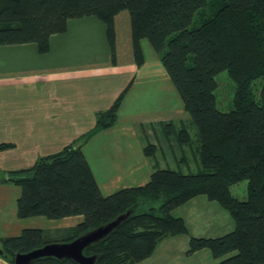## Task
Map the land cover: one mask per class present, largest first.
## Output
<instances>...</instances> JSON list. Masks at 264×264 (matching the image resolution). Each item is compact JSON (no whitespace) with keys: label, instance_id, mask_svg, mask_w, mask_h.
Masks as SVG:
<instances>
[{"label":"trees","instance_id":"16d2710c","mask_svg":"<svg viewBox=\"0 0 264 264\" xmlns=\"http://www.w3.org/2000/svg\"><path fill=\"white\" fill-rule=\"evenodd\" d=\"M127 10L137 64L145 61L142 41L147 40L190 117L182 128L174 123L164 128L184 147L189 170L198 171L156 169L144 186L102 195L83 145L117 124L127 89L78 141L31 168L0 170V183L22 189L19 218L84 217L63 236L26 229L1 239L0 257L15 264L19 254L70 243L119 220L84 255L95 264H139L166 239L189 235L185 220L173 212L206 196L230 213L235 229L219 238L192 237L188 255L210 250L221 260L217 264H264V0H0V46L36 44L44 55L52 36L67 32L70 20L94 17L105 24L114 49L115 19ZM224 72L235 84L229 111L219 109L216 94L217 76ZM188 128L196 130L194 138ZM155 151L153 145L145 148L148 157ZM243 181L247 197L239 200L231 188ZM30 264L78 263L42 257Z\"/></svg>","mask_w":264,"mask_h":264},{"label":"crops","instance_id":"0c3cea01","mask_svg":"<svg viewBox=\"0 0 264 264\" xmlns=\"http://www.w3.org/2000/svg\"><path fill=\"white\" fill-rule=\"evenodd\" d=\"M90 23L98 31L97 42L102 44L98 48L106 57L100 54L95 59L85 57L82 63H75L65 56L67 48L59 49L56 35L51 38L48 55L40 54L37 47L30 48L32 44L0 46V51H4L0 60L4 64H0V145H12L0 149L1 172L31 168L39 159L55 155L78 141L95 127L97 114L110 109L127 89L117 124L94 134L83 145L102 195L107 197L122 189L144 186L150 182L154 170L172 169L167 167L172 161L183 163L189 170L192 164L183 160L184 147L164 128L174 123L179 129L189 120L184 117L179 94L178 108L169 105L155 109V104H160L157 95L149 92L141 95L138 91L139 84L147 78L153 79V86L161 94L175 96L177 91L163 65L160 68L155 62L158 70L153 71L147 68L150 61L145 58L139 66L128 30L127 41L132 48L129 56L122 55L121 61L116 46L111 49L105 24L99 20ZM142 49L144 53L143 41ZM29 52L34 62H30ZM153 73L160 76V82L154 80ZM161 103L168 106L167 101ZM174 109L178 110L179 119H173ZM149 145L156 149L152 157L145 153ZM159 154L162 165L154 162ZM21 194L20 186L0 183V240L18 237L26 229H42L44 224H47L44 230H54L63 236L84 220L83 216L48 222L45 217L21 219L17 206ZM0 264L10 263L0 257Z\"/></svg>","mask_w":264,"mask_h":264},{"label":"rangeland","instance_id":"374dc122","mask_svg":"<svg viewBox=\"0 0 264 264\" xmlns=\"http://www.w3.org/2000/svg\"><path fill=\"white\" fill-rule=\"evenodd\" d=\"M95 20L98 19L94 17H86L82 19L70 20L68 22L67 32L58 34V36L56 35L54 37V39L57 41V46H59V49L62 50L64 48H67L68 55L65 56L71 57L72 61H74L75 63H82L85 57L86 59H92V57L95 59V57H98L100 54H103L104 57H106L102 49L98 48V45H100V47L102 46L100 42H97L98 31L93 27L94 24L90 23L94 22ZM115 28L114 47L116 46V49L120 54L119 58L121 59V61H123L124 56L122 55L125 54L129 56V49L132 48V46L127 41V30L129 36L131 31V17L128 10L123 11L119 14V16H117ZM36 47V44H32L30 48L35 49ZM143 48L145 58L150 61V64L147 68L153 71H157L158 68L155 62H158V66L160 68L162 67L159 56L153 51L150 43L147 40L143 41ZM3 52L4 51H0V60L1 58H3ZM29 55H31L30 52ZM32 55L29 56L30 62H34ZM112 58H114V56H112ZM35 60L37 61L38 58ZM61 61L66 62L67 60ZM0 64L4 66L2 62H0ZM153 74L155 75V73ZM152 80L146 78L145 82L139 84L140 86L138 85L140 88L138 89L140 94L144 95L148 94V92L156 94L160 104H155V109L160 106L169 107V105H171V108H178L177 103H179L180 100L177 92H175V96L173 97H170L169 93L163 92L161 94L159 92L160 90H157L153 86ZM154 80H156V82H160V76L157 77V75H155ZM217 82L219 84L216 92L218 97V107L222 111H229L233 106L235 84L226 72L221 73L217 76ZM161 100L167 101L168 106L161 103ZM173 115V119H179L178 110L174 109ZM184 117H187L188 119L190 118L188 113L185 111ZM188 129L194 138V133L196 130L193 131L192 128ZM165 155H167V153ZM176 155L177 157H182V154ZM161 156L162 154L156 156V158H154V162H157L158 164L162 163ZM151 165L154 168L152 160ZM167 167L175 170L181 169L183 173L188 172L186 165H184L183 163L177 162L176 164L172 161V163H170ZM160 168H162V166H160ZM189 171L198 170L192 169ZM247 185V181H243L237 185H234L231 188V193L237 199L244 200L247 197ZM173 215L176 217H182L185 220L189 229V235L166 239L158 247L154 257L139 264H217L219 261H221L214 259L210 250H203L193 255H188V251L190 249V239L192 237L219 238L228 233H231L235 229V221L228 211H226L218 202L210 201L206 196H199L189 203L177 208L173 212ZM45 220L48 222V219ZM45 227H47V224H44L42 229H45ZM55 232L56 231L54 230L52 231L53 235ZM54 236H57V233Z\"/></svg>","mask_w":264,"mask_h":264},{"label":"water","instance_id":"95a60500","mask_svg":"<svg viewBox=\"0 0 264 264\" xmlns=\"http://www.w3.org/2000/svg\"><path fill=\"white\" fill-rule=\"evenodd\" d=\"M118 221L110 225L98 228L85 234L70 243H52L28 254H19L15 258V264H30L42 257H54L57 259H70L78 264H95V258L86 257V248L104 239L111 230L118 225ZM3 251L0 249V255Z\"/></svg>","mask_w":264,"mask_h":264}]
</instances>
